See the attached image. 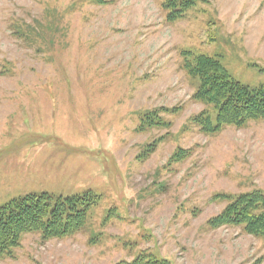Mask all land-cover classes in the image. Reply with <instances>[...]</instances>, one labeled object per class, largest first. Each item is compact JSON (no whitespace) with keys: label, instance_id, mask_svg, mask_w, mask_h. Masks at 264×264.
I'll list each match as a JSON object with an SVG mask.
<instances>
[{"label":"rangeland","instance_id":"obj_1","mask_svg":"<svg viewBox=\"0 0 264 264\" xmlns=\"http://www.w3.org/2000/svg\"><path fill=\"white\" fill-rule=\"evenodd\" d=\"M164 1L0 0V206L100 196L78 234H27L0 264H264V238L209 224L220 196L264 193V121L202 132L211 108L182 56L264 85V0H206L174 23Z\"/></svg>","mask_w":264,"mask_h":264},{"label":"trees","instance_id":"obj_2","mask_svg":"<svg viewBox=\"0 0 264 264\" xmlns=\"http://www.w3.org/2000/svg\"><path fill=\"white\" fill-rule=\"evenodd\" d=\"M206 0H165L163 8L169 23L184 19L199 3ZM207 43L215 41V29L205 33ZM183 69L199 86L193 99L209 106L195 120L202 132L213 135L224 128L244 127L249 122L264 121V85L251 87L236 80L219 59L182 53ZM214 114H213V112ZM184 154V153H183ZM178 154L175 159L188 156ZM179 161V160H178ZM209 224L213 229L223 226L241 227L244 232L264 238V193H244L230 199ZM100 202L92 191L75 196L55 197L49 193L29 194L0 206V258H11L21 246L22 237L40 233L44 240L64 239L78 234L88 223L90 212ZM133 264H171L153 254H141Z\"/></svg>","mask_w":264,"mask_h":264}]
</instances>
